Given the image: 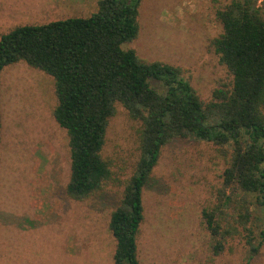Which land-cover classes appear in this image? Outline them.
Masks as SVG:
<instances>
[{
  "label": "trees",
  "instance_id": "trees-1",
  "mask_svg": "<svg viewBox=\"0 0 264 264\" xmlns=\"http://www.w3.org/2000/svg\"><path fill=\"white\" fill-rule=\"evenodd\" d=\"M143 1L101 0L88 18L14 29L0 39V79L18 63L53 78V117L70 148L66 191L75 201L116 180L103 151L117 107L140 125L139 160L109 222L114 264H142L144 190L177 141L212 144L225 157L222 186L202 212L213 258L241 246L254 259L264 247V10L259 0H229L217 10L223 31L211 48L230 82L205 102L181 68L125 49L140 34ZM2 132L0 109V152Z\"/></svg>",
  "mask_w": 264,
  "mask_h": 264
},
{
  "label": "rangeland",
  "instance_id": "rangeland-1",
  "mask_svg": "<svg viewBox=\"0 0 264 264\" xmlns=\"http://www.w3.org/2000/svg\"><path fill=\"white\" fill-rule=\"evenodd\" d=\"M101 0H0V39L26 25L88 18ZM229 0H144L138 38L125 45L148 62L184 72L205 102L230 82L211 48L223 29L217 10ZM264 10V0H259ZM52 77L27 64L0 79V264H114L109 231L113 210L139 160L140 125L121 106L107 132L103 156L115 181L86 201L67 195L70 148L53 117ZM224 154L205 142L177 141L163 150L144 190L146 220L139 238L142 264H264V247L250 259L238 246L213 258L202 212L215 201Z\"/></svg>",
  "mask_w": 264,
  "mask_h": 264
}]
</instances>
